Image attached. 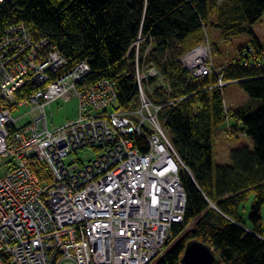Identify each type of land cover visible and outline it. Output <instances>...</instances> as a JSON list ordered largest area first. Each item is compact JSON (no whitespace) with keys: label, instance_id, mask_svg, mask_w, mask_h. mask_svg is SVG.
<instances>
[{"label":"built area","instance_id":"1","mask_svg":"<svg viewBox=\"0 0 264 264\" xmlns=\"http://www.w3.org/2000/svg\"><path fill=\"white\" fill-rule=\"evenodd\" d=\"M252 53L242 55L255 60ZM180 62L193 77L215 75L212 88L238 82L224 79L208 35ZM67 63L49 38H34L24 22L0 34V169L7 166L0 176V264H159L174 223L184 220L179 172L187 167L144 82L157 77L159 87L169 93L172 87L137 56L139 108L116 110L115 81H88V61L69 69ZM71 97L80 102L78 118L50 129L47 106ZM24 105L33 118L20 125L12 112ZM85 148L97 156L67 161Z\"/></svg>","mask_w":264,"mask_h":264},{"label":"trees","instance_id":"2","mask_svg":"<svg viewBox=\"0 0 264 264\" xmlns=\"http://www.w3.org/2000/svg\"><path fill=\"white\" fill-rule=\"evenodd\" d=\"M263 15L264 0H11L0 5V34L24 22L34 38L50 39L68 60V69L88 61V81L116 82V110L140 105L136 41L140 63H153L169 81L171 93L157 85V77L144 82L149 98L161 106L159 119L187 167L179 172L187 195L184 220L174 223V239L159 264H181L191 240L211 245L223 264H264V67L257 65L264 64V46L253 31ZM208 23L222 40L251 35V46L241 47L239 56L223 65V73L225 80H238L251 98L263 101L256 111L227 110L223 89L212 88L215 75L193 77L182 66V55L191 49L183 42ZM202 38L195 37L191 47ZM249 49L255 60L242 55ZM170 100L175 103L168 105ZM230 118L235 122L230 131L249 136L255 147L235 149L231 164L215 167L213 128ZM134 140L148 151L144 139ZM251 194L255 200L248 225L241 208Z\"/></svg>","mask_w":264,"mask_h":264},{"label":"rangeland","instance_id":"3","mask_svg":"<svg viewBox=\"0 0 264 264\" xmlns=\"http://www.w3.org/2000/svg\"><path fill=\"white\" fill-rule=\"evenodd\" d=\"M213 21V19H209ZM208 21V22H209ZM255 35L260 39L264 46V15L253 26ZM206 34L210 37L211 44L213 46V59L219 68L220 64L231 61L239 56L240 48L243 46H251V35L244 34L238 37H234L231 41L222 40V36L219 30L209 23L204 30L190 35L189 38L183 42V47L192 48L193 40L195 37L203 36L200 43H203L206 39ZM205 35V36H204ZM205 37V38H204ZM137 41L134 44L136 48V56H140L138 53L140 44L137 45ZM199 43V44H200ZM264 60V50L261 57ZM147 66V65H145ZM149 92V90H148ZM147 93V92H146ZM223 97L227 110L235 111L239 109H246L249 112H254L263 105L261 99L251 98L238 83H232L226 86L223 90ZM31 107L28 105L21 106L14 109L12 114L15 118H19L18 123L20 125L28 124L33 115L29 113ZM49 127H59L67 123L69 120L78 118L80 111V102L78 98L71 97L67 99H59L47 106ZM161 121V120H160ZM162 123V122H161ZM235 124L232 118L224 120L221 124L213 128V156L214 166L217 165H229L231 164V152L241 147H248L251 150L254 149V141L247 135L239 133L235 135L230 131V128ZM233 133V134H232ZM98 152L92 148H85L76 154L71 155L67 161H71L72 157L88 162L93 160L97 156ZM7 172V166L4 165L0 169V176H3ZM254 194H251L248 201L242 204L241 214L245 222L250 225L249 213L251 206L254 202ZM262 216L264 220V205L262 207ZM174 239V238H173ZM172 239V241H173Z\"/></svg>","mask_w":264,"mask_h":264},{"label":"water","instance_id":"4","mask_svg":"<svg viewBox=\"0 0 264 264\" xmlns=\"http://www.w3.org/2000/svg\"><path fill=\"white\" fill-rule=\"evenodd\" d=\"M181 264H223V261L208 243L191 240L186 244Z\"/></svg>","mask_w":264,"mask_h":264},{"label":"crops","instance_id":"5","mask_svg":"<svg viewBox=\"0 0 264 264\" xmlns=\"http://www.w3.org/2000/svg\"><path fill=\"white\" fill-rule=\"evenodd\" d=\"M225 63H222V64H220L221 65V67L224 65Z\"/></svg>","mask_w":264,"mask_h":264}]
</instances>
